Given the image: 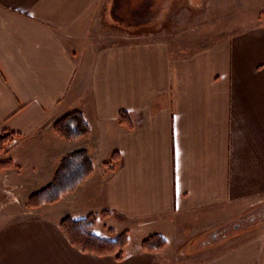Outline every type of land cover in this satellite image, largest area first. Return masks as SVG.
I'll use <instances>...</instances> for the list:
<instances>
[{"label":"crops","instance_id":"0c3cea01","mask_svg":"<svg viewBox=\"0 0 264 264\" xmlns=\"http://www.w3.org/2000/svg\"><path fill=\"white\" fill-rule=\"evenodd\" d=\"M105 1L0 0V137L14 135L0 183L35 193L81 149L95 165L59 203L0 206V264H264V223L205 239L264 205V17L177 49L107 38ZM75 111L91 134L67 141L54 125ZM79 211L99 214L104 237L128 232L121 259L69 243L59 223ZM152 235L165 248L145 252Z\"/></svg>","mask_w":264,"mask_h":264},{"label":"rangeland","instance_id":"374dc122","mask_svg":"<svg viewBox=\"0 0 264 264\" xmlns=\"http://www.w3.org/2000/svg\"><path fill=\"white\" fill-rule=\"evenodd\" d=\"M167 1L174 3V0H106L105 9L102 11V18L106 23L103 28V30L105 29L103 35L106 34L107 38H113L114 35L122 39L127 38L128 33L137 36L141 34L155 35V37L167 39L177 49L181 46L191 48L201 46L207 37H216L224 33L227 30L225 29L226 24H231L234 21L252 22L259 17L261 19L264 17V0H194L193 5L197 10H194L192 6L188 7L182 4L171 11L168 10L166 13L163 10H165L164 3ZM187 1L183 0L181 2L185 3ZM99 14L98 12V19ZM144 15L145 17H143ZM160 15L161 17H158ZM165 15L167 19L164 18ZM154 19H157L158 22ZM1 182H6V184L0 183V194L2 196V199L0 196V204L3 203L0 206H10L22 200L24 203L26 202L27 211L35 210L27 206V200L32 195L33 188L26 186V184L25 188L12 187L7 180ZM38 190L40 189H37V192ZM20 196L22 199H20ZM82 208L84 207L82 206ZM259 212H264V205L244 213L241 217H236L230 224L210 230L211 233L209 232L210 234L205 238L206 243L222 242L238 234L250 235L251 231L261 227L264 223V216L261 219ZM257 213L258 215H256ZM91 214L99 215L98 213H89V211H79L77 215H73V218L81 219ZM67 217L62 218L59 224ZM101 229L103 228L98 223L96 233L98 235L102 233V237H104L106 233H103L104 231H101ZM261 234V232L256 233L250 238H255ZM178 255V253L174 255L178 257L175 258L177 261L180 260ZM171 256L174 257L172 254Z\"/></svg>","mask_w":264,"mask_h":264},{"label":"trees","instance_id":"16d2710c","mask_svg":"<svg viewBox=\"0 0 264 264\" xmlns=\"http://www.w3.org/2000/svg\"><path fill=\"white\" fill-rule=\"evenodd\" d=\"M54 131L60 138L73 141L86 138L91 134V128L81 112L75 111L59 119L54 125ZM13 134L0 137V152H4L9 143L13 142ZM117 153L113 161L117 159ZM9 163H3L6 166ZM111 163L106 165L111 169ZM95 171L94 161L89 150L81 149L66 155L60 162L53 180L44 188L32 194L27 200L30 209L45 205H53L63 196L75 192ZM108 213L103 212L102 217ZM100 216L91 214L85 218L73 219L67 217L62 220L60 226L70 244L83 253L96 256L116 255L117 259L123 257V252L129 242L128 232L118 235L115 239L105 238L96 233ZM114 232L113 229H109ZM167 241L163 236L152 235L142 242L145 252H155L165 248Z\"/></svg>","mask_w":264,"mask_h":264},{"label":"flooded vegetation","instance_id":"af4514ba","mask_svg":"<svg viewBox=\"0 0 264 264\" xmlns=\"http://www.w3.org/2000/svg\"><path fill=\"white\" fill-rule=\"evenodd\" d=\"M181 1H183V0H174V3L173 2H170V1H167V2H165L164 3V7H165V10H163V11H166V13L168 12V10H173V9H175V7H178L179 5H186V6H188V7H190V6H192V8H194V10L196 9L197 10V8H195L194 7V5H193V2H194V0H188L187 2H181ZM177 2V3H176ZM151 7V6H150ZM162 12V11H161ZM164 16V15H163ZM158 17H161V15L160 16H158ZM167 16L165 15V17L164 18H166ZM167 19V18H166ZM151 20V19H150ZM155 20H157V19H154V21ZM157 22H158V20H157ZM263 214H264V212L262 213V212H259V215H260V217H261V219H262V216H263ZM259 217V216H258Z\"/></svg>","mask_w":264,"mask_h":264}]
</instances>
